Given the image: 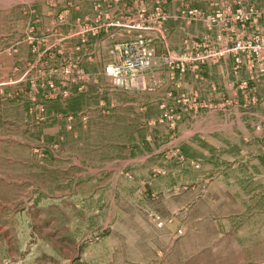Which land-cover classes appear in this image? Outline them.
Returning a JSON list of instances; mask_svg holds the SVG:
<instances>
[{"label":"rangeland","instance_id":"rangeland-1","mask_svg":"<svg viewBox=\"0 0 264 264\" xmlns=\"http://www.w3.org/2000/svg\"><path fill=\"white\" fill-rule=\"evenodd\" d=\"M114 3L0 0V264H264V26L177 53L145 31L151 90L124 91ZM162 73L240 78L163 93Z\"/></svg>","mask_w":264,"mask_h":264},{"label":"crops","instance_id":"crops-1","mask_svg":"<svg viewBox=\"0 0 264 264\" xmlns=\"http://www.w3.org/2000/svg\"><path fill=\"white\" fill-rule=\"evenodd\" d=\"M160 6L168 15L163 22V33L166 36V48L172 52H181L192 39L201 42L228 44L238 35L246 36L250 31L259 30L264 26V17H251L246 23L232 21L229 15L238 9L247 10L241 2L235 0H115L110 9H97L101 15L109 13L112 16L104 30L113 31L118 43L142 32L139 29L129 28L130 22L140 23L156 6ZM254 10H259L251 5ZM53 11V9H49ZM196 10L201 14H215L222 12L223 21L208 25L201 19H192L186 11ZM49 11V12H50ZM128 24V25H127ZM128 27V29H127ZM164 36V35H163ZM172 39H175L172 42ZM116 45V44H115ZM114 45V46H115ZM146 71V70H145ZM141 73L140 87L136 91L151 90L152 73ZM160 77V89L163 93L166 89L178 91H191L194 93H208L217 95V92L225 94L234 86L239 75L235 73H162ZM240 74V73H239ZM241 77L247 78L246 75ZM249 74V73H248Z\"/></svg>","mask_w":264,"mask_h":264},{"label":"built area","instance_id":"built-area-1","mask_svg":"<svg viewBox=\"0 0 264 264\" xmlns=\"http://www.w3.org/2000/svg\"><path fill=\"white\" fill-rule=\"evenodd\" d=\"M186 12L192 19H201L208 25L224 20V14L222 12L205 15L196 10H189ZM167 16L168 15L160 6H156L144 17L142 22L128 25L129 28L139 29L142 32L114 46L113 55L115 56V61L107 64L105 67V73L110 78L114 87L124 91L136 90L140 87L141 73L152 65L154 58V47L151 46L150 40L146 37L144 32L148 30L161 31L162 24L167 19ZM259 16L264 17V11L249 8L248 10L238 9L230 14L229 18L235 22L246 23L251 17ZM150 23L152 25H149ZM239 45H241V42L237 41V46ZM221 54H223V51L205 53V55L195 58V61L203 62L204 59L212 56H219ZM187 58L188 56L183 54L180 57H176L174 60H170L169 63L173 64L171 66L172 68H175L179 72H184L185 68L183 62L186 61Z\"/></svg>","mask_w":264,"mask_h":264}]
</instances>
